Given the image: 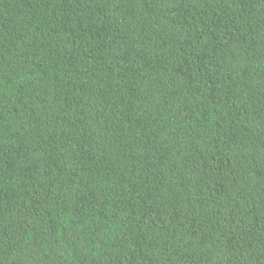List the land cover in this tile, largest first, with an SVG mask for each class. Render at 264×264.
Instances as JSON below:
<instances>
[{
  "label": "trees",
  "instance_id": "obj_1",
  "mask_svg": "<svg viewBox=\"0 0 264 264\" xmlns=\"http://www.w3.org/2000/svg\"><path fill=\"white\" fill-rule=\"evenodd\" d=\"M0 264H264V0H0Z\"/></svg>",
  "mask_w": 264,
  "mask_h": 264
}]
</instances>
